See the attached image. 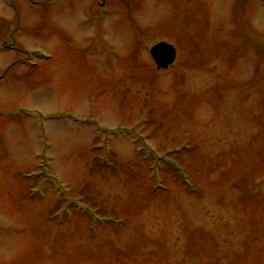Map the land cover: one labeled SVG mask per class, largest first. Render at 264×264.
Returning <instances> with one entry per match:
<instances>
[{"label":"rangeland","instance_id":"rangeland-1","mask_svg":"<svg viewBox=\"0 0 264 264\" xmlns=\"http://www.w3.org/2000/svg\"><path fill=\"white\" fill-rule=\"evenodd\" d=\"M0 264H264V0H0Z\"/></svg>","mask_w":264,"mask_h":264},{"label":"water","instance_id":"water-1","mask_svg":"<svg viewBox=\"0 0 264 264\" xmlns=\"http://www.w3.org/2000/svg\"><path fill=\"white\" fill-rule=\"evenodd\" d=\"M151 55L159 69H166L174 63L177 52L174 45L161 41L152 46Z\"/></svg>","mask_w":264,"mask_h":264},{"label":"bare ground","instance_id":"bare-ground-1","mask_svg":"<svg viewBox=\"0 0 264 264\" xmlns=\"http://www.w3.org/2000/svg\"><path fill=\"white\" fill-rule=\"evenodd\" d=\"M175 61H176V59H175ZM175 61H174V62H175Z\"/></svg>","mask_w":264,"mask_h":264},{"label":"flooded vegetation","instance_id":"flooded-vegetation-1","mask_svg":"<svg viewBox=\"0 0 264 264\" xmlns=\"http://www.w3.org/2000/svg\"><path fill=\"white\" fill-rule=\"evenodd\" d=\"M104 6V5H103Z\"/></svg>","mask_w":264,"mask_h":264}]
</instances>
